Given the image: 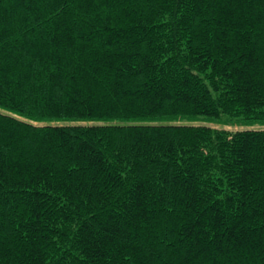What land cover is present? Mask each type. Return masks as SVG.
I'll return each mask as SVG.
<instances>
[{
	"label": "trees",
	"instance_id": "trees-1",
	"mask_svg": "<svg viewBox=\"0 0 264 264\" xmlns=\"http://www.w3.org/2000/svg\"><path fill=\"white\" fill-rule=\"evenodd\" d=\"M0 264H264V0H0Z\"/></svg>",
	"mask_w": 264,
	"mask_h": 264
},
{
	"label": "rangeland",
	"instance_id": "rangeland-1",
	"mask_svg": "<svg viewBox=\"0 0 264 264\" xmlns=\"http://www.w3.org/2000/svg\"><path fill=\"white\" fill-rule=\"evenodd\" d=\"M183 122H185V121H183ZM208 125L215 127L216 124L208 123ZM224 128H227V129H231L232 130V129H236V128H240V127H236V126H224Z\"/></svg>",
	"mask_w": 264,
	"mask_h": 264
}]
</instances>
